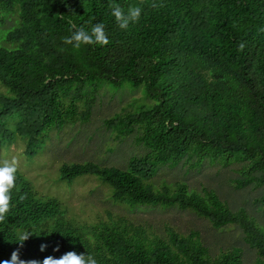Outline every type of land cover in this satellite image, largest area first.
I'll use <instances>...</instances> for the list:
<instances>
[{"label": "trees", "instance_id": "obj_1", "mask_svg": "<svg viewBox=\"0 0 264 264\" xmlns=\"http://www.w3.org/2000/svg\"><path fill=\"white\" fill-rule=\"evenodd\" d=\"M113 4L125 12L140 5L139 23L120 29ZM11 13L17 19L0 45V82L8 89L0 94L3 141L25 139L24 153L32 156L45 131L89 120L101 83L142 85L152 104L115 114L106 125L118 136L135 133L145 152L124 167L63 163L61 178L95 175L114 202L131 209L176 207L215 228L237 224L257 252L253 264H264V225L243 207L233 210L215 189L198 192L184 180L151 182L163 167L237 165L236 188L264 187V0H0V26ZM96 23L104 25L107 46L64 42L73 26L91 32ZM15 119L7 132L3 126ZM16 185L0 224V262L19 250L20 259L40 264L69 251L98 264H245L238 247L211 255L196 232L168 229L161 237L120 216L87 228L19 171ZM259 203L264 215V188ZM25 232L32 235L21 247Z\"/></svg>", "mask_w": 264, "mask_h": 264}, {"label": "rangeland", "instance_id": "obj_2", "mask_svg": "<svg viewBox=\"0 0 264 264\" xmlns=\"http://www.w3.org/2000/svg\"><path fill=\"white\" fill-rule=\"evenodd\" d=\"M16 19L17 14L11 13L7 15L5 24L0 26V45H5L6 28ZM101 84L87 122H69L60 129L45 131L41 145L32 156L24 153L25 139L16 137L12 141H3L0 135V161L15 157L19 161L18 171L33 184L38 193L57 198L66 211V217L87 228L120 216L145 226L148 234L161 237L167 236L168 229L182 235L196 232L211 255L234 246L241 250L245 264H253L257 252L244 243L241 228L237 224L215 228L207 219L176 207L142 205L131 209L125 204L114 202L109 185L95 175H80L71 182L61 178L60 167L63 163L90 160L101 165L124 167L130 156L145 152L142 145L136 142L135 133L118 136L117 131L106 125V120L115 114L134 113L150 106L152 101L148 100L144 87H136L128 81L120 85ZM7 92V87L0 82V94ZM15 121L9 120L6 126H2L6 131H12L11 124ZM237 168V165L222 167L208 164L201 168H189L188 165L172 169L163 167L151 182L159 187L163 181L184 180L198 192L213 188L233 210L243 207L251 219L264 225L259 203L264 187L251 184L236 188Z\"/></svg>", "mask_w": 264, "mask_h": 264}, {"label": "clouds", "instance_id": "obj_3", "mask_svg": "<svg viewBox=\"0 0 264 264\" xmlns=\"http://www.w3.org/2000/svg\"><path fill=\"white\" fill-rule=\"evenodd\" d=\"M162 6L155 3L152 4L153 8ZM110 7L112 16L115 17L118 26L122 30H127L130 24L139 23L141 19L143 8L140 5L130 6L127 12L119 4H113ZM73 27L75 28L73 34L70 37H66L64 42L73 45L75 48H79L81 45L94 44L107 46L110 43L103 23L93 25L91 32L86 31L83 27ZM261 31H264V29H261ZM244 47L245 45L242 42L239 45V50L243 51ZM18 169L19 161L15 157L11 160L5 159L0 161V224L7 222L8 213L12 208V192L13 189H17L16 180ZM17 191L19 190L17 189ZM25 198L26 195L19 196L20 201H23ZM31 235L32 233L25 232L18 237L17 242L22 247L24 241L28 240ZM45 248L46 245H41L40 250L44 251ZM0 264H40V262L37 260H22L20 259L19 250H16L12 252L10 260L2 261ZM42 264H98V262L92 255L84 253L77 254L75 251H69L60 258L48 256L43 259Z\"/></svg>", "mask_w": 264, "mask_h": 264}]
</instances>
